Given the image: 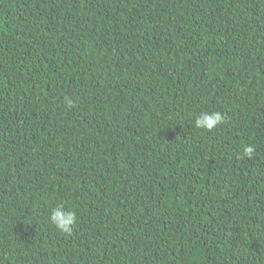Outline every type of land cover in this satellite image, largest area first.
Masks as SVG:
<instances>
[{
	"label": "trees",
	"instance_id": "1",
	"mask_svg": "<svg viewBox=\"0 0 264 264\" xmlns=\"http://www.w3.org/2000/svg\"><path fill=\"white\" fill-rule=\"evenodd\" d=\"M0 264H264V0H0Z\"/></svg>",
	"mask_w": 264,
	"mask_h": 264
},
{
	"label": "clouds",
	"instance_id": "2",
	"mask_svg": "<svg viewBox=\"0 0 264 264\" xmlns=\"http://www.w3.org/2000/svg\"><path fill=\"white\" fill-rule=\"evenodd\" d=\"M66 104L71 107V100L66 99ZM222 116L220 113L214 111H203L194 120V126L197 129H203L211 131L222 123ZM244 155L252 156L254 148L249 145L244 148ZM50 222L58 229L61 233L71 235L74 226L77 223L76 213L72 210H65L62 205H58L51 210Z\"/></svg>",
	"mask_w": 264,
	"mask_h": 264
}]
</instances>
